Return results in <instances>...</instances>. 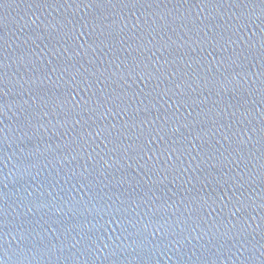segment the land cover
Masks as SVG:
<instances>
[{
	"label": "water",
	"instance_id": "1",
	"mask_svg": "<svg viewBox=\"0 0 264 264\" xmlns=\"http://www.w3.org/2000/svg\"><path fill=\"white\" fill-rule=\"evenodd\" d=\"M0 264H264V106L121 0H0Z\"/></svg>",
	"mask_w": 264,
	"mask_h": 264
},
{
	"label": "snow or ice",
	"instance_id": "2",
	"mask_svg": "<svg viewBox=\"0 0 264 264\" xmlns=\"http://www.w3.org/2000/svg\"><path fill=\"white\" fill-rule=\"evenodd\" d=\"M237 203H239V201Z\"/></svg>",
	"mask_w": 264,
	"mask_h": 264
}]
</instances>
